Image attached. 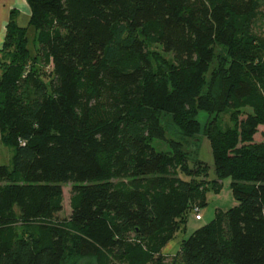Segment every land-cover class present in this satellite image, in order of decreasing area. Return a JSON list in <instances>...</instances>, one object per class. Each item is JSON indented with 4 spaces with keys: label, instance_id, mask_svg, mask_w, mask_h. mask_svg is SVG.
<instances>
[{
    "label": "trees",
    "instance_id": "obj_1",
    "mask_svg": "<svg viewBox=\"0 0 264 264\" xmlns=\"http://www.w3.org/2000/svg\"><path fill=\"white\" fill-rule=\"evenodd\" d=\"M27 2L52 80L35 72L28 28L12 12L0 50V134L15 146L12 167L0 162V264H264V145H245L264 122V0ZM121 31L129 40L116 49ZM220 43L255 49L256 64L234 58L207 85ZM152 46L173 55L168 73ZM205 86L218 112L259 116L246 120L240 148L236 135L211 138L213 189L231 177L237 205L169 261L164 249L208 188L183 179L178 151L157 150L148 135L161 114L180 120ZM65 184L72 212L58 223Z\"/></svg>",
    "mask_w": 264,
    "mask_h": 264
},
{
    "label": "rangeland",
    "instance_id": "obj_2",
    "mask_svg": "<svg viewBox=\"0 0 264 264\" xmlns=\"http://www.w3.org/2000/svg\"><path fill=\"white\" fill-rule=\"evenodd\" d=\"M30 18L31 16H21L19 24L21 27L28 28L29 48L32 57L35 58L33 60H37L33 67L37 68L35 72L40 74V78L50 85L52 67L43 63L38 55V48L35 42L36 30L30 26ZM262 29L263 27L260 26L254 30V33L258 36H263L261 35L263 34ZM128 40L129 36L124 31H121L116 49H119V46L127 43ZM149 50L155 66L159 70L166 69V73H168L172 67L167 64L172 65L175 63L173 55L156 46L150 47ZM215 51V60L204 77L207 85L213 82L212 75L218 76L224 70L223 68L234 58L242 59L246 66L256 64L254 60L255 49L250 50V48H245L239 44L220 43L216 46ZM4 67L3 64L0 65V74L3 73ZM197 94L194 93L189 97L190 102L183 111L180 120L161 114L148 135L157 150L172 154L178 151V155L182 157V166L178 171L183 179L194 181L198 185L200 194L208 188L201 196L202 198L197 196V199H194L190 205L201 209L202 218L197 220L195 213L193 211L189 212L186 225L177 232L174 239L164 249V255L168 257L169 261L180 250L183 240L188 239L197 229L210 223L218 212H227L237 205L233 195V179L231 177L223 178L220 181L219 188L213 189L217 182L215 162L217 157L215 155L219 154V151L217 149L214 150L211 138L221 131L224 137H229L223 140L226 143L229 140L230 144L231 138L236 135L238 137V147L240 148L242 128H244L246 120L250 116H259V113L252 109L235 110L231 106L221 107L218 112L216 100L209 92V89H207V86L204 87V91L200 96H197ZM262 115L264 116L263 113ZM218 139L221 138L218 137ZM245 145L247 147L250 145H264V122L257 127L253 138L247 140ZM14 152L15 146L5 136L0 134V162L3 165L12 167ZM72 187V184L63 185V211L57 215L56 220L58 223H67L70 220ZM74 264H96V262L93 257L87 256Z\"/></svg>",
    "mask_w": 264,
    "mask_h": 264
},
{
    "label": "crops",
    "instance_id": "obj_3",
    "mask_svg": "<svg viewBox=\"0 0 264 264\" xmlns=\"http://www.w3.org/2000/svg\"><path fill=\"white\" fill-rule=\"evenodd\" d=\"M12 12H16V21L19 26L21 16H31V8L27 0H0V50L5 41L6 28Z\"/></svg>",
    "mask_w": 264,
    "mask_h": 264
},
{
    "label": "built area",
    "instance_id": "obj_4",
    "mask_svg": "<svg viewBox=\"0 0 264 264\" xmlns=\"http://www.w3.org/2000/svg\"><path fill=\"white\" fill-rule=\"evenodd\" d=\"M193 212L195 213L196 219L200 220L201 217V209L199 207H193Z\"/></svg>",
    "mask_w": 264,
    "mask_h": 264
}]
</instances>
